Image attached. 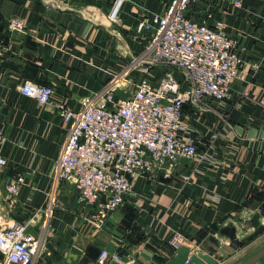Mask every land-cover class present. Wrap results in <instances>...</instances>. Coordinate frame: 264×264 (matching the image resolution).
<instances>
[{"label": "crops", "instance_id": "crops-1", "mask_svg": "<svg viewBox=\"0 0 264 264\" xmlns=\"http://www.w3.org/2000/svg\"><path fill=\"white\" fill-rule=\"evenodd\" d=\"M116 1L0 0V126L6 138L0 155L8 161L0 166V206L9 224L26 222L37 234L45 218L54 163L68 133L56 105L81 109L110 73L143 50L149 36L138 32L139 22L165 11L171 0H123L113 22ZM209 14L210 23L223 21L237 42L242 66L222 104L184 108L186 132H196L199 154L207 159H184L168 176L159 168L135 177L133 194L99 229L90 223L94 210L79 204L75 187L63 182L46 249L35 264H92L102 249L120 254L122 260L110 264H168L176 254L174 232L187 239L191 254L202 249L217 257L215 241L220 252L230 244L222 229L236 227L238 236L253 232L250 219L264 203V0H244L241 8L206 1L189 11L197 21ZM13 19L24 21L22 31L9 29ZM28 80L54 88L51 105L22 94ZM18 174L26 184L11 204L4 182Z\"/></svg>", "mask_w": 264, "mask_h": 264}, {"label": "built area", "instance_id": "built-area-1", "mask_svg": "<svg viewBox=\"0 0 264 264\" xmlns=\"http://www.w3.org/2000/svg\"><path fill=\"white\" fill-rule=\"evenodd\" d=\"M206 1L238 8L244 5V0H171L165 11L152 13L139 22L138 32L149 36L143 50L132 55L120 71L110 73L100 90L83 99L81 109L74 110L65 103L56 105L68 133L54 163L45 218L39 232L33 234L26 222L9 224L0 206L1 264H35L42 256L63 182L75 187L79 204L94 210L90 223L99 229L133 194L135 177L159 168L168 176L184 159H207L199 154L196 132H186L184 108L190 105L204 111L213 101L222 104L230 95L242 59L223 21L210 23L211 14L202 21L189 15L193 6ZM122 2L114 4L111 21L118 20ZM9 29L22 31L24 21L11 20ZM158 70L161 75L157 77ZM178 73L182 80L177 78ZM133 76L137 77L134 92L118 99L120 82ZM21 92L40 105L52 104L54 88L50 85L28 80ZM5 139L0 126V143ZM7 164L0 155V166ZM25 184L22 174L6 178L4 188L11 204ZM186 242L179 232L170 239L176 251ZM121 260L118 252L102 249L92 264Z\"/></svg>", "mask_w": 264, "mask_h": 264}, {"label": "water", "instance_id": "water-1", "mask_svg": "<svg viewBox=\"0 0 264 264\" xmlns=\"http://www.w3.org/2000/svg\"><path fill=\"white\" fill-rule=\"evenodd\" d=\"M264 218V203L259 207L258 211L253 214L250 219V226L253 228V232L247 235L243 239H238V232L236 227H226L220 231L224 236L229 237V239L243 246L247 242H251L258 236L264 233V223L262 222ZM192 248L189 245H182L177 251L175 256L168 262V264H218L219 261L210 253L203 251L202 249L195 250L192 254ZM264 258V247L257 253L243 261L241 264H256ZM88 263H92L91 260Z\"/></svg>", "mask_w": 264, "mask_h": 264}, {"label": "rangeland", "instance_id": "rangeland-1", "mask_svg": "<svg viewBox=\"0 0 264 264\" xmlns=\"http://www.w3.org/2000/svg\"><path fill=\"white\" fill-rule=\"evenodd\" d=\"M136 76H133L132 80L131 78L128 79V81L120 82L119 88L117 89V97L118 99H125L130 94H132L135 90V84H136ZM59 195L57 196V198ZM247 235H239L238 239H243ZM217 247H213L212 250L214 251L215 255L219 261L218 264H241L243 261L257 253L259 250H261L264 247V233L252 240L251 242L245 243L243 246H239L238 244L232 242L230 240L229 245H224L222 248L224 251L220 252L221 245L218 240ZM256 264H264V258L259 261Z\"/></svg>", "mask_w": 264, "mask_h": 264}, {"label": "trees", "instance_id": "trees-1", "mask_svg": "<svg viewBox=\"0 0 264 264\" xmlns=\"http://www.w3.org/2000/svg\"><path fill=\"white\" fill-rule=\"evenodd\" d=\"M157 77L161 75V72L158 70V71H155Z\"/></svg>", "mask_w": 264, "mask_h": 264}]
</instances>
